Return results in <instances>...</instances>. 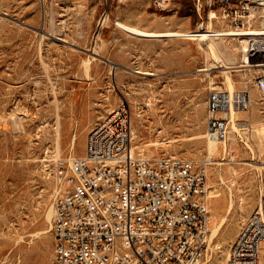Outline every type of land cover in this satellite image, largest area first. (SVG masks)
I'll list each match as a JSON object with an SVG mask.
<instances>
[{
  "label": "rangeland",
  "instance_id": "obj_1",
  "mask_svg": "<svg viewBox=\"0 0 264 264\" xmlns=\"http://www.w3.org/2000/svg\"><path fill=\"white\" fill-rule=\"evenodd\" d=\"M242 1L0 0V264H53L54 160L82 156L88 132L121 104L131 110L140 151L208 161L209 240L226 218L201 264H226L264 194V100L256 86L264 72L236 67L249 36L148 38L117 24L154 32L264 29V12ZM210 46L225 65L220 51L229 47L236 63L218 67ZM211 87L251 95L250 106L236 110L239 130L231 127L213 153Z\"/></svg>",
  "mask_w": 264,
  "mask_h": 264
},
{
  "label": "built area",
  "instance_id": "obj_2",
  "mask_svg": "<svg viewBox=\"0 0 264 264\" xmlns=\"http://www.w3.org/2000/svg\"><path fill=\"white\" fill-rule=\"evenodd\" d=\"M243 1L244 9L264 12V0ZM247 36L240 65L264 72V34ZM261 76L256 86L264 100ZM250 103L247 91L211 87L208 132L227 140L229 113ZM131 123L130 108L121 104L91 128L82 156H56L53 264H201L210 235L208 161L149 156L134 144ZM263 242L264 194L226 264H264Z\"/></svg>",
  "mask_w": 264,
  "mask_h": 264
},
{
  "label": "bare ground",
  "instance_id": "obj_3",
  "mask_svg": "<svg viewBox=\"0 0 264 264\" xmlns=\"http://www.w3.org/2000/svg\"><path fill=\"white\" fill-rule=\"evenodd\" d=\"M117 25L120 28H122V30H125V31H127V32H129L131 34H134V35H137V36H142V37L144 36V37H148V38H150V37H188V38L189 37H192V38L193 37H199V38H202L203 39V38H207V37H215V38H223L224 36H230V37L231 36H244L245 37L247 35L264 34V29H262V30H254V29H248V30H245V29H228V30H223L222 29V30H219V29H217V30H212V29H210V30H197L195 32H193V31H165V32H154V31L142 30V29H140V28H138L136 26L127 24L125 22H118ZM210 47H211V50H212L213 55L217 58L216 63H222L218 67L229 68V67H232V66H228L229 63L230 64L231 63H236L235 56L231 52L233 50L230 51L229 50V47L228 48H225L224 51H220L222 53V55L225 57V59L228 61L227 62L228 65H225L222 62V60H220V57L218 56V54H219L218 53L219 47L218 46H215V47L214 46H210ZM243 49H244V47H243ZM238 61L240 62V59ZM241 66L242 65H237L236 67L241 68ZM113 67H115V66H113ZM200 70H207V69H200ZM136 72H140V73L147 74V75L153 74V73H151L149 71H139V70H137ZM227 82H228V85H229L230 90H232V88H233V82H232V80H231V78H230L229 75L227 76ZM259 83L262 84V80ZM235 114H236V110H231V112L229 113L230 118H231V122H233V126L232 127H233V129L235 131H238L239 129H238L237 123H236V121L234 119ZM131 127H132L133 134H135V127H134V125L132 126V123H131ZM207 137L209 139L208 142H209V146H210V152L213 153V152L218 151L219 142H222V141L215 140V138H213L212 134H210V133L208 134V132H207ZM225 143H226V140L223 141V144L224 145H225ZM53 211H54V209H53V207H51L50 210H49V212H48V216H47L48 217V221H51ZM225 218L226 217L224 216V218H222L221 220L215 222V225L213 226V229L211 231L212 233H211V237H210V240H209L210 241L209 246L212 245V243H211L212 242V239L218 235V233L220 231V228H221L222 224L224 223ZM230 235L231 234L229 233L228 234V237ZM221 247L222 246L217 245V248H221ZM262 252H263V257L262 258L264 260V242L262 244ZM0 258H2V257H0Z\"/></svg>",
  "mask_w": 264,
  "mask_h": 264
}]
</instances>
